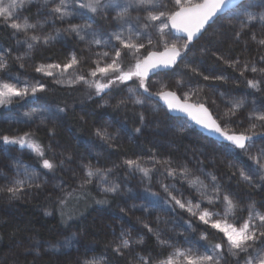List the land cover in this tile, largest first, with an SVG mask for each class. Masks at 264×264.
Wrapping results in <instances>:
<instances>
[{"label": "trees", "instance_id": "trees-1", "mask_svg": "<svg viewBox=\"0 0 264 264\" xmlns=\"http://www.w3.org/2000/svg\"><path fill=\"white\" fill-rule=\"evenodd\" d=\"M164 2L172 8L171 0ZM253 2L258 5L260 0H244L235 9L215 19L207 26V31L200 39L194 42V46L190 45L192 50L187 54L183 64H180L175 71L149 77L150 86L157 79L169 84L184 79L193 87L205 86L209 83L192 77L184 67L187 64L193 67L199 66L206 75L223 74L228 77L227 83L217 81L218 91L204 87L201 95L215 99L220 111L228 106V100L244 99L246 108L237 114L244 124L237 130L247 127V113L253 108L264 110V84L259 91L249 88L247 80L259 79L257 74L246 72L241 77L239 72L218 62L213 53L225 55L230 53L232 57L239 56L242 60L257 57L258 46L250 40L249 35L242 34L239 42L234 39L235 30L238 28L235 19L237 16L245 10L264 11V8L260 7L248 9V4ZM118 3H123V0H118ZM116 10L118 11L119 8ZM18 11L22 16L17 22L23 23V18L27 17L29 23L38 21L43 23V28L38 25L36 30L30 29L29 34L34 31V34L41 36L55 35L57 29L66 28L69 23L50 15L48 8L43 5V0H36ZM112 15H115V12L110 10L107 21L98 17L92 28L98 31L102 28L107 33L115 31V25L111 21ZM136 15L138 12L132 10L131 16ZM70 22L91 23L80 18H74ZM13 31L0 20V55L8 60V69L0 73V79L3 82L17 83L9 78L11 75L19 77L20 82L35 83L39 80L46 84L48 90L44 93L38 92L35 97L29 95L23 100L13 98L11 104L0 106V135L14 136L32 132L35 134L34 138L41 144L45 146L51 144L52 151L46 152V156L51 158L55 153L54 162L63 158L59 155L61 152H70L73 159L65 160L64 168L49 171L40 166V158L30 149L0 141V187H5L17 176L18 162L23 166L35 168L41 177V187L26 188L20 199H9L6 194L0 193V264H78L84 258L101 260L111 255L108 251L109 245L117 239L122 229L130 230L133 237L143 236L144 243L137 246L141 254L151 253L159 259L166 258L173 249L160 248L155 236L144 227L145 224L154 231L159 230L162 238H171L181 249L201 242L206 247L207 242L199 239L200 234L205 232L212 243L223 240L221 233L200 223L195 217L179 208L171 212L165 211L162 207H154L151 202L153 198L146 191L150 189L151 192H158L164 196L159 181L175 183L176 188L195 204L200 196L189 186L188 181L179 177L173 181L165 176L154 175L151 184L142 182L139 173L130 174L129 170L122 166V161L125 159L139 157L142 158V162H147L154 154L161 159L171 158L174 162L173 166L186 163L191 170L189 179L199 177L211 189V176H215L222 191L229 194L238 193L243 197L240 201L242 207L250 202V196L251 200L256 201L257 209L264 212V208L260 207L264 204V188H248L241 181L238 173L234 174L235 168H229V164L243 168L246 172L254 168L255 165L249 159V155L256 154L257 149L264 148V136L254 139L255 147L249 154H245L243 150L230 147L227 142L206 136L186 118L170 115L154 98L146 99L144 108L139 105L133 106L131 102L127 107H116L120 100L129 98V88L136 86L134 81L113 85L100 95L96 94L94 88L83 84L58 85L54 83L53 77L35 72L34 67L51 62L63 63L70 52L76 51L78 57L83 56L82 63L76 71L86 74L87 70L94 66L91 60L95 57L90 56L85 42L79 41L74 34L61 31L64 39L58 38L47 46L37 45L30 55H25L28 51L26 45L17 43V40H23L24 33L13 36ZM252 31L256 32L258 39L264 34V28L261 27L253 28ZM153 36L155 37V33ZM101 39L107 40L108 36L103 35ZM92 48L99 47L93 45ZM145 51L147 50H142ZM17 56H23L24 59L17 61L15 59ZM21 63L24 65L23 68L20 67ZM131 63H134L131 58L124 59L125 67ZM257 66L261 67L264 64L258 63ZM73 71L69 69L64 76L71 77ZM158 89L159 86L156 85L152 90ZM220 92L225 94L223 98L219 95ZM141 97L145 99L144 96ZM66 105V111L57 114V109ZM208 106L215 116L216 107L210 104ZM34 109L35 113H33ZM141 111L145 115L143 127L138 115ZM27 113L33 115L29 117ZM42 117L48 118L42 119ZM104 128L117 136L111 145L95 134L97 129ZM136 128H141L140 134L135 132ZM50 131L55 135H50ZM256 131L264 132V128L257 127ZM81 160L85 163L91 161L94 165L99 163L102 168L112 169L108 174V182L119 183L122 195L113 197L109 194L107 203H96L104 199V195L98 187L99 179H94L91 185H86L61 208L56 203L60 193L55 186L67 181V185L77 187L79 182L72 178V170L79 171L78 164ZM116 165L121 166L116 167ZM145 166L151 167V164L145 163ZM19 178L23 179V176ZM133 205L137 207L133 209ZM205 207H208L206 202L201 204V208ZM122 208L127 210L126 213L121 212ZM209 210L223 215L220 205ZM46 212L52 214L46 215ZM246 214L245 208L244 212L238 213V216H246ZM229 219L232 221L231 218ZM187 221H192L195 231L186 228ZM235 223L238 225L240 220L237 219ZM73 234L75 239L72 238ZM56 248H59V251H56ZM161 253L164 255H160ZM116 264H125V261L119 260ZM224 264H235V261L227 257Z\"/></svg>", "mask_w": 264, "mask_h": 264}, {"label": "snow or ice", "instance_id": "snow-or-ice-1", "mask_svg": "<svg viewBox=\"0 0 264 264\" xmlns=\"http://www.w3.org/2000/svg\"><path fill=\"white\" fill-rule=\"evenodd\" d=\"M34 2L36 0H7V2L0 0V20L5 26L14 30L13 36L24 33L23 40H17V43L26 45L28 51L25 55H30L37 45L47 46L58 38L64 39L61 36V31H63L74 34L79 41H84L90 56L95 57L91 60L94 66L90 67L86 74L76 71L83 60V56L78 57L76 51L70 52L63 63L51 62L35 66V72L46 77H53L54 83L58 85H87L89 88H94L97 95L105 93L113 85L134 81L136 86L129 88V98L120 100L116 107H127L131 102L133 106L139 105L144 108L146 99L158 97L164 100L169 113L183 114L196 125L218 134L229 143L230 147L243 150L245 154H249L255 147L254 137L264 136V132L256 131L257 127L264 128V110L253 108L248 112L246 115L247 127L238 131L237 128L244 124V121L239 120L237 116L241 110L246 108L244 99L228 100V106L220 111L215 99L201 95L204 87L218 91L217 81L227 83L228 77L223 74L206 75L199 66L193 67L187 64L184 67L192 77L209 83L193 88L192 84L184 79L175 80L172 84L161 81L159 89L153 91L157 82L153 81L151 86L149 82L150 74H167L183 64L187 54L192 50L190 45L194 46V41H198L207 31L206 26L209 25V22L213 21L218 13L229 7L233 0H171L172 8H169L164 0H123V3H118V0H43V5L48 8L50 15L60 21L69 22L66 28L57 29L55 35L45 36L34 34V31L29 34V30H36L38 25L43 28V23L39 21L29 23L27 17L23 18V23L17 22L22 16L18 10H22ZM255 7L264 8V0H260L258 5L253 2L247 6L248 9ZM116 8L119 10L117 11ZM110 10L115 12V15L111 16V21L116 30L107 33L102 28L99 31L93 29L92 24L96 23L98 17L105 21L109 19ZM132 10L137 11L138 15L132 17ZM74 18L84 19L91 23H71L70 21ZM235 19L238 25L235 30V41L239 42L242 34L249 35L250 40L258 46L257 57L242 60L239 56L232 57L230 53L225 55L216 52L213 53V56L218 62L239 72L241 77L246 72L257 74L260 78L247 80V85L249 88L259 91L261 85L264 84V66H257L258 63L264 64V54H262L264 53V34L258 39L256 32L252 29L264 28V11L245 10ZM153 33H155V39ZM103 35H107L108 39H101ZM93 45L109 47L110 51H93ZM245 48H247V44H245ZM142 50L147 51L142 52ZM125 58H131L134 63L125 67ZM15 59L22 61L24 57L17 56ZM20 67L23 68L24 65L21 63ZM7 69L8 60L0 55V73L6 72ZM69 69L74 70L73 74L71 77H65L64 74ZM9 78L17 83L3 82L0 79V106L11 104L13 98L23 100L29 95L35 97L38 92L44 93L48 90L46 84L39 80L29 83L27 81L20 82L17 76L10 75ZM102 80L104 82H101ZM17 84L20 86L18 87ZM219 95L223 98L225 94L220 92ZM141 96H144L145 99H141ZM209 104L216 107L217 114L215 116L210 110ZM66 108L67 105L58 108L57 114L65 112ZM35 112L34 109L33 113ZM33 113L26 115L31 117ZM138 115L142 127L145 126L144 112L141 111ZM47 118L42 117V119ZM135 132L140 134L141 128H136ZM95 134L110 145L117 139V136L110 133L107 128L97 129ZM50 135L54 136L55 133L50 131ZM34 137V133L25 132L23 135H0V141L30 149L40 158V166L49 171L64 168L65 160L73 159L70 152H61L59 155L63 158L54 162L56 161L55 153L51 158L46 156V152L52 151L51 144L45 146ZM249 159L255 167L248 172L232 164H229V168H235L234 174L238 173L241 181L248 188H264V148L257 149L256 154L249 155ZM145 163H150L151 167L145 166ZM198 163L201 162L198 161ZM173 165L174 162L171 158L161 159L154 154L149 157L147 162H142V158L139 157L122 161V166L126 167L130 174L139 173L141 181L148 184H151L154 175L165 176L173 181L177 177L188 181L189 186L194 188L200 196L195 204L192 199L176 188L175 183L159 181V186L165 193L164 196L158 192H151L150 189H146V191L153 198L151 202L154 207H162L165 211L171 212H175L179 208L195 217L200 223L221 233L223 240L212 243L208 240V234L205 232L201 233L199 237L200 241L207 242L206 250L203 253L196 250L194 246L182 250L173 243L171 238H162L159 230L154 231L152 227L145 224L144 227L155 236L160 248L173 249L165 259L154 257L151 253L141 254L137 250V246L144 243L143 236L133 237L130 230L122 229L117 239L109 245L108 251L111 255L101 260L84 258L78 264H116V261L119 260L125 261V264H175V258L178 257L183 258L184 264H221V260H226L227 257H231L235 264H264V212L257 209L256 201L251 200L249 196L250 202L242 207L240 201L243 200V197L238 193L229 194L222 191L215 176H211L212 184L209 189V185L204 184L199 177L189 179L191 170L186 163ZM120 166L116 165V167ZM78 169L79 171L72 170V178L79 182L77 187L73 188L71 185H67V181L55 186L60 193L56 203L61 208L86 185H91L94 179H99L98 187L104 195V199L98 200L96 203H107L109 194L113 197L122 195L119 183L108 182V174L112 172V169L102 168L99 163L94 165L91 161L85 163L83 160L78 164ZM21 175L23 179L19 178ZM40 180L41 177L35 168L23 166L18 162L17 176L11 179L5 187H0V193L6 194L9 199H20L26 188H40ZM205 202L208 207L201 208V204ZM216 205L221 206L223 215L220 212L209 210ZM136 207V205L132 206L133 209ZM260 207L264 208V204H261ZM245 208L247 209L246 216H238V213L244 212ZM126 211L124 208L121 209V212L126 213ZM45 214L51 215L52 213L46 212ZM229 218L233 222H230ZM237 219L240 220L238 225L235 223ZM185 223L189 231H195L192 221ZM178 235H183V233H178ZM72 238H76L75 234ZM55 250L59 251V248ZM160 255H164V253Z\"/></svg>", "mask_w": 264, "mask_h": 264}, {"label": "water", "instance_id": "water-1", "mask_svg": "<svg viewBox=\"0 0 264 264\" xmlns=\"http://www.w3.org/2000/svg\"><path fill=\"white\" fill-rule=\"evenodd\" d=\"M244 0H233V2L231 3V5L229 6V7H227V8H225L224 10H222L220 13H218L217 14V17H215L214 19H213V21H210L209 22V25L212 23V22H214L215 21V19H217L219 16H222V15H224L225 13H227V12H229V11H231L232 9H235L236 7H238V5H240L242 2H243ZM208 26V25H207ZM207 26H206V28H207ZM195 42V41H194ZM150 76H151V74H150ZM149 76V77H150ZM154 99H156L157 101H159L161 104H162V106L166 109V105H165V102H164V100H162V99H160V98H158V97H153ZM167 111V110H166ZM168 113H169V111H167ZM170 115H172V116H181V117H184V118H186L188 121H190L199 131H201L203 134H205L206 136H208V137H210V138H213V139H215V140H217V141H220V142H226V141H224L223 140V138L222 137H220L218 134H215V133H212V132H209V131H207V130H205L204 128H202L201 126H199V125H196L193 121H191L190 120V118H188V117H186V116H184L183 114H179V113H169ZM259 137H263V136H261V135H257L256 137H254V139H257V138H259ZM228 143V142H227Z\"/></svg>", "mask_w": 264, "mask_h": 264}, {"label": "rangeland", "instance_id": "rangeland-1", "mask_svg": "<svg viewBox=\"0 0 264 264\" xmlns=\"http://www.w3.org/2000/svg\"><path fill=\"white\" fill-rule=\"evenodd\" d=\"M154 39H155V37H154ZM171 39H173V38H171ZM179 42H183V41H179ZM99 48L98 49H95V48H92L93 49V51H96V50H98V51H110V50H108L107 48H109V47H105V46H98ZM151 76H153V75H151ZM150 76V77H151ZM101 82H103V81H101ZM155 82H157L156 83V85H158L159 86V82H161L159 79H157ZM193 87V86H192ZM193 88H195V87H193ZM95 90V89H94ZM141 99H142V97H140ZM193 99H196L195 97H193ZM8 145H12V146H14V144H8ZM229 221L230 222H232L230 219H229ZM194 246V248L196 249V250H198L200 253H203L205 250H206V247L204 246V244L201 242L200 244H191L190 245V247H193ZM183 250V249H182ZM172 252H170V254H171ZM169 254V255H170ZM165 259V258H164ZM175 264H184V262H183V258H180V257H178V258H175ZM221 264H224V260H221Z\"/></svg>", "mask_w": 264, "mask_h": 264}]
</instances>
